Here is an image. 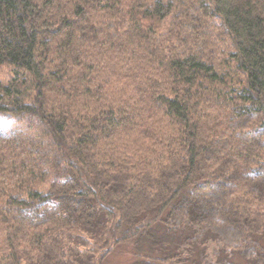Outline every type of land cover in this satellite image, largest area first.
I'll list each match as a JSON object with an SVG mask.
<instances>
[{
  "label": "trees",
  "instance_id": "16d2710c",
  "mask_svg": "<svg viewBox=\"0 0 264 264\" xmlns=\"http://www.w3.org/2000/svg\"><path fill=\"white\" fill-rule=\"evenodd\" d=\"M0 264H264V0H0Z\"/></svg>",
  "mask_w": 264,
  "mask_h": 264
},
{
  "label": "rangeland",
  "instance_id": "374dc122",
  "mask_svg": "<svg viewBox=\"0 0 264 264\" xmlns=\"http://www.w3.org/2000/svg\"><path fill=\"white\" fill-rule=\"evenodd\" d=\"M8 68H4V70L0 73V78L3 80H7L8 78ZM0 119L2 121H15L16 117L10 118L7 115L0 116ZM130 258L127 254H117L114 256H111L108 261L105 262V264H129Z\"/></svg>",
  "mask_w": 264,
  "mask_h": 264
}]
</instances>
